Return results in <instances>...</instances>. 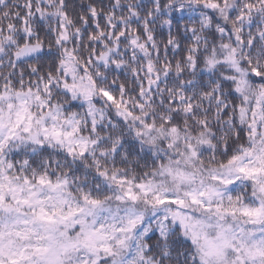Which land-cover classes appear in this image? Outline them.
<instances>
[{
    "label": "snow or ice",
    "instance_id": "1",
    "mask_svg": "<svg viewBox=\"0 0 264 264\" xmlns=\"http://www.w3.org/2000/svg\"><path fill=\"white\" fill-rule=\"evenodd\" d=\"M0 264H264V0H0Z\"/></svg>",
    "mask_w": 264,
    "mask_h": 264
}]
</instances>
